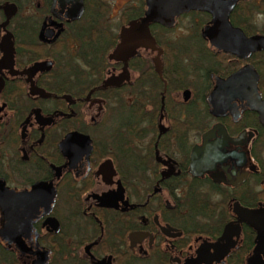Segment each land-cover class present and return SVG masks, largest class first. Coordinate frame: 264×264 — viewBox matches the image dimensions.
<instances>
[{
    "label": "flooded vegetation",
    "instance_id": "flooded-vegetation-1",
    "mask_svg": "<svg viewBox=\"0 0 264 264\" xmlns=\"http://www.w3.org/2000/svg\"><path fill=\"white\" fill-rule=\"evenodd\" d=\"M148 1L0 0V264H264V0Z\"/></svg>",
    "mask_w": 264,
    "mask_h": 264
},
{
    "label": "water",
    "instance_id": "water-1",
    "mask_svg": "<svg viewBox=\"0 0 264 264\" xmlns=\"http://www.w3.org/2000/svg\"><path fill=\"white\" fill-rule=\"evenodd\" d=\"M183 0H158L157 3H151L148 1V9L145 11V16L139 20V22L131 21L129 25L121 30L124 36L135 31L138 36L142 38H150V34L147 28V22L152 19V16L157 15V18H161L165 25H169L172 22V16L177 14L182 9L185 8H199V1L197 2H185L183 5ZM120 43L115 48V53L122 50L123 39L120 37ZM128 40V39H126Z\"/></svg>",
    "mask_w": 264,
    "mask_h": 264
}]
</instances>
